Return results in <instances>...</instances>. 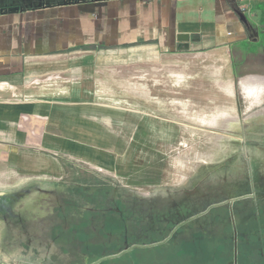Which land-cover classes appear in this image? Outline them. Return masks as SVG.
Instances as JSON below:
<instances>
[{
    "label": "water",
    "instance_id": "water-1",
    "mask_svg": "<svg viewBox=\"0 0 264 264\" xmlns=\"http://www.w3.org/2000/svg\"><path fill=\"white\" fill-rule=\"evenodd\" d=\"M7 1H0V13L23 9ZM233 10L251 28L247 15ZM177 40L186 43L189 35ZM105 111L194 139L156 167L0 178V264H233L232 242L218 239L205 219L188 221L166 239L172 225L227 198L237 199L240 219L248 217L236 226L237 264H262L257 232L264 204L237 197L251 188L264 194V77ZM219 212L226 209L214 207L206 219ZM125 240L133 244L128 249Z\"/></svg>",
    "mask_w": 264,
    "mask_h": 264
},
{
    "label": "crops",
    "instance_id": "crops-1",
    "mask_svg": "<svg viewBox=\"0 0 264 264\" xmlns=\"http://www.w3.org/2000/svg\"><path fill=\"white\" fill-rule=\"evenodd\" d=\"M234 1L85 0L0 13V178L55 174V157L91 161L92 140L123 137L109 131L117 114L105 110L153 98L158 71L138 66L125 99L108 55L171 62L180 91L188 70L234 79L231 50L249 30L233 8L251 0Z\"/></svg>",
    "mask_w": 264,
    "mask_h": 264
},
{
    "label": "rangeland",
    "instance_id": "rangeland-1",
    "mask_svg": "<svg viewBox=\"0 0 264 264\" xmlns=\"http://www.w3.org/2000/svg\"><path fill=\"white\" fill-rule=\"evenodd\" d=\"M58 1L62 0H8L7 2L12 5L18 4L23 8H33L40 3L53 4ZM261 1L264 0H251L250 3H246L241 8L239 6L248 16L252 29L246 42L235 44L232 47L231 62L234 65V79L264 77V25L259 22L260 11L254 8L255 3ZM249 39L252 41L251 43ZM144 56H148L146 52L139 53L128 51V49L117 52L116 57L115 54L108 55L109 67L118 69L117 75L116 70H109V73H114L112 77L116 81H122L124 98L131 99V78L135 76L132 73H135L138 66L140 70L145 72L148 69L158 71L154 76L155 90L150 92L153 98L179 92V79L177 80L179 75L175 76V71L178 70H173L174 64L171 62L165 63L162 60L155 61L153 57L150 60L148 58L144 60ZM163 64L165 67H163ZM120 70H123V73ZM145 78H140V83H143V86L147 84ZM223 80H226L224 74L218 70H188L186 79L182 80V84L191 89L194 86H204ZM169 87L170 90H163V88L168 89ZM128 103L131 102L128 101ZM116 118H119L117 122H115ZM113 120L115 121L111 125L114 126L109 128V131L113 132L117 129L123 134V137L109 136L92 140L91 161L71 162L55 157V161L59 163V170L55 174L156 167L194 139V137L135 119L121 117L118 114L113 116ZM137 124L139 127L136 128ZM12 177L19 176L16 174Z\"/></svg>",
    "mask_w": 264,
    "mask_h": 264
},
{
    "label": "flooded vegetation",
    "instance_id": "flooded-vegetation-1",
    "mask_svg": "<svg viewBox=\"0 0 264 264\" xmlns=\"http://www.w3.org/2000/svg\"><path fill=\"white\" fill-rule=\"evenodd\" d=\"M251 29L252 28H248L249 31L248 30L247 31L250 33ZM249 41H250V39H249ZM251 42L252 41H250V43ZM254 42H256V41H254ZM237 198H241L239 201H244V200L247 201V199H249L250 203L253 206H255L256 208L259 207L258 203L260 201H262V204H264V202H263L264 201V194L261 197L256 196V191H255L254 188H251L248 194L239 196ZM235 201H237L236 198H227L225 201H223L225 203L224 206L220 205V204L223 203L222 201L221 202H217V203H212V204L208 205L206 208H204L203 210L198 211L194 215H191L190 217L182 219L181 221H179V222H177V223H175L174 225L171 226L170 233L168 234L166 239L170 238L172 235H173L172 238L175 239V237H174L175 235L173 233L176 232V231H179V229L183 228L182 225L187 223L188 221L194 220V222H196L197 220L201 221V220L205 219V222H204L203 225L209 226L210 228L214 226L213 232L217 236L218 239H220L221 237H224V240L227 239V241L232 242V244H233V259H232V263L233 264H237V243H239L238 241H242V240L240 238L238 239V236H240V235L237 233L236 226H237L238 223L246 224L245 219H247L248 217H246V218L244 217V219H240L237 216L236 213L238 212V210L241 211V208L236 206ZM214 207H219V208L223 207V208H225L226 209V214H223V213L219 212V213H216L218 215H215V219L214 220L206 219L207 216L213 211ZM254 214L255 213L253 212V215ZM261 214L264 217V211ZM255 218L258 219V217H255ZM262 223H260V227H259L258 232H257L258 233L257 241L259 243H262V241L264 240V235H262V231H264V225ZM229 227H230L231 231L225 230V228L229 229ZM215 230H216V232H215ZM246 233L249 234V235H253V232H251L249 230L247 232L245 230H243L241 232V234L245 235V236H246ZM254 234H255V232H254ZM246 242H248V241H246ZM158 243L159 242L150 243V244L151 245H153V244L156 245ZM224 243H225V241H224ZM123 245H124L123 248L128 249L133 244L129 245L127 243V241L125 240ZM217 247L220 249L222 247V245L220 246V244H217ZM263 249L264 248H259V254H260V256L262 258L264 257ZM262 264H264V259H263Z\"/></svg>",
    "mask_w": 264,
    "mask_h": 264
},
{
    "label": "trees",
    "instance_id": "trees-1",
    "mask_svg": "<svg viewBox=\"0 0 264 264\" xmlns=\"http://www.w3.org/2000/svg\"><path fill=\"white\" fill-rule=\"evenodd\" d=\"M232 1L235 2L234 0H232ZM235 7L239 8L238 5H236ZM254 8L260 11V20H259V22L262 25H264V1H261V2L256 3L255 6H254ZM241 10L244 11L243 9H241Z\"/></svg>",
    "mask_w": 264,
    "mask_h": 264
}]
</instances>
